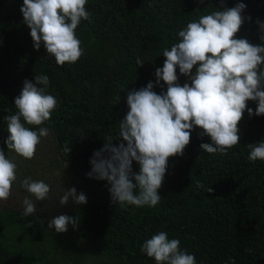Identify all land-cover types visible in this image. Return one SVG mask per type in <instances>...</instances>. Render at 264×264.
I'll list each match as a JSON object with an SVG mask.
<instances>
[{
	"label": "trees",
	"instance_id": "trees-1",
	"mask_svg": "<svg viewBox=\"0 0 264 264\" xmlns=\"http://www.w3.org/2000/svg\"><path fill=\"white\" fill-rule=\"evenodd\" d=\"M239 2L247 7L237 38L264 43L256 23H264V0H224L228 8ZM22 5L23 0H0V148L8 156L4 117L17 111L14 100L24 80L34 83L35 75H47L58 107L41 127L52 132L59 158L104 197L64 213L79 217L78 226L69 225L65 233L48 228L36 214L24 216L22 208H0V264H155L140 248L161 231L179 239L197 264H227L229 257L235 264H264V161H250L247 147L264 141V116L250 118L245 111L238 125L240 143L227 155L203 151L201 144L210 140L198 138L201 130L195 129L184 155L169 158L155 207L113 205L107 181L86 175L105 138H113L114 145L121 142L117 136L129 110L128 92L155 83L163 50L178 42V31L223 10L221 0H88L91 20H82L75 30L84 54L62 67L43 45L34 49ZM137 59L144 64L139 66ZM177 74L181 86L189 82L178 69ZM166 87L153 90L160 94ZM256 106L248 102L253 110ZM66 143L69 154L62 150ZM133 170L139 171L135 161ZM197 181L204 187H197Z\"/></svg>",
	"mask_w": 264,
	"mask_h": 264
},
{
	"label": "clouds",
	"instance_id": "clouds-1",
	"mask_svg": "<svg viewBox=\"0 0 264 264\" xmlns=\"http://www.w3.org/2000/svg\"><path fill=\"white\" fill-rule=\"evenodd\" d=\"M87 3L88 0H23L20 11L23 23L30 29L34 49L39 51L43 45L47 55L61 67L77 62L84 49L75 30L82 20H91ZM246 7L239 2L228 8L221 0L223 10L187 23L178 31V42L163 50L165 60L162 67L155 69V83L149 81L145 87L128 92L129 110L119 122L117 136L121 142L114 145L113 138H105L103 147L90 158L91 171L86 174L107 181L113 205L157 206L169 158L184 155L195 129L201 130L198 138L207 136L210 140L201 144L203 151L227 155L240 143L238 125L245 111L250 118L264 116V43L254 45L246 38H237L246 19ZM256 23L264 42V23L258 19ZM137 64L142 66L144 62L137 59ZM177 69L190 83L181 86ZM34 80H24L14 100L17 111L4 117L10 133L4 143L26 160L35 158L42 138L50 135L49 128L41 125L51 120L58 107V100L49 94V77L40 74ZM161 81L166 91L157 94L153 89L163 88ZM249 101L256 102L255 110L248 107ZM29 126L38 127V131ZM247 147L250 161H264V141ZM62 150L69 154L71 149L66 143ZM134 161L139 165L138 172L133 170ZM17 172L15 157L9 158L0 148V203L12 196ZM19 186L30 194L22 202L24 216L37 213V204L30 197L35 201L52 198L50 185L43 180L27 177L19 181ZM196 186L202 188L204 184L197 181ZM207 191L212 192V188ZM69 202L86 204L87 197L72 187L59 197L62 207ZM78 223L79 217L60 214L50 219L47 227L65 233L69 225L75 229ZM180 243L161 231L146 239L140 250L155 264H197L194 254L181 249ZM227 264L235 261L229 257Z\"/></svg>",
	"mask_w": 264,
	"mask_h": 264
},
{
	"label": "rangeland",
	"instance_id": "rangeland-1",
	"mask_svg": "<svg viewBox=\"0 0 264 264\" xmlns=\"http://www.w3.org/2000/svg\"><path fill=\"white\" fill-rule=\"evenodd\" d=\"M58 153L59 149L51 131L47 138H42L41 144L37 147L35 158L32 160H26L9 151L8 157H15L18 166V180L13 186L12 196L7 202L0 203V208L23 209V199L30 194L19 186V181L27 177L37 181L43 180L50 185L52 197L50 200L35 201L34 197H30L37 204L36 215L46 225L55 216L67 213L78 206L71 202L63 207L59 205V197L63 195L64 190L75 187L78 193L83 192L86 195L87 201L102 200L104 197L102 191L88 178L75 175L67 164L59 158Z\"/></svg>",
	"mask_w": 264,
	"mask_h": 264
}]
</instances>
